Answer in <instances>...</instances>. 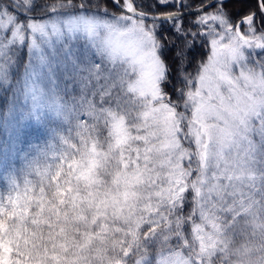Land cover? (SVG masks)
<instances>
[{"label": "snow or ice", "instance_id": "snow-or-ice-1", "mask_svg": "<svg viewBox=\"0 0 264 264\" xmlns=\"http://www.w3.org/2000/svg\"><path fill=\"white\" fill-rule=\"evenodd\" d=\"M0 96L163 154L145 264H264V0H0Z\"/></svg>", "mask_w": 264, "mask_h": 264}, {"label": "trees", "instance_id": "trees-1", "mask_svg": "<svg viewBox=\"0 0 264 264\" xmlns=\"http://www.w3.org/2000/svg\"><path fill=\"white\" fill-rule=\"evenodd\" d=\"M194 69L195 61L187 71ZM22 113L19 106L10 112L7 98L0 96V238L11 242L13 264H145L158 253L159 244L149 245L170 222L167 208L158 207L168 194L155 193L146 201L142 193L150 187H134L132 198L140 203L132 214L121 209L118 215L111 200L125 192L120 178L131 168L114 156L112 132L86 126L74 115L36 120ZM95 149L106 155L91 167ZM138 160L142 166L141 155ZM157 170L163 178L151 187H167L169 193V169ZM233 250L240 254L239 244Z\"/></svg>", "mask_w": 264, "mask_h": 264}, {"label": "rangeland", "instance_id": "rangeland-1", "mask_svg": "<svg viewBox=\"0 0 264 264\" xmlns=\"http://www.w3.org/2000/svg\"><path fill=\"white\" fill-rule=\"evenodd\" d=\"M48 116L51 115L42 114L40 119ZM132 141V139H128L126 142H121V140L114 137V147L118 149L117 152L114 153V156H122L121 158L119 157L120 161L117 159L119 163H121V165L123 164L124 168H131L129 172H125L124 176L121 175L120 178L121 181H124L126 185L125 192L119 197V199L111 200V203H113L116 209L119 211L118 215H120L121 209L125 210L128 214H132L136 209V205L140 203L137 198H132L135 193L134 187L140 188V185L150 187V189H146L145 187L146 190H144V193H142L144 194L146 201L150 199L149 197L154 196L155 193L162 192L161 194L164 196L161 197H165L167 194H169L167 192L168 190H166L168 189L167 187H163L165 189L161 188L160 190L159 187H151V185H153L156 180H161L163 178V175H161V172L157 170V167H164L165 169L168 168L163 154L158 150H153L151 153H140L141 151H145V146L139 148L137 147L138 144L136 142L132 143ZM134 144L136 146H134ZM130 151L134 153V156L130 155ZM104 154L106 155V153H103L101 150H92V158L90 159L88 166L95 167V163L100 160L98 157H103ZM140 155L142 157V166H140L141 164L138 160ZM165 199H167V197L160 199L158 203V207L160 209L164 207ZM107 205L109 206V204Z\"/></svg>", "mask_w": 264, "mask_h": 264}, {"label": "water", "instance_id": "water-1", "mask_svg": "<svg viewBox=\"0 0 264 264\" xmlns=\"http://www.w3.org/2000/svg\"><path fill=\"white\" fill-rule=\"evenodd\" d=\"M184 11H187V9H186V10H184Z\"/></svg>", "mask_w": 264, "mask_h": 264}]
</instances>
